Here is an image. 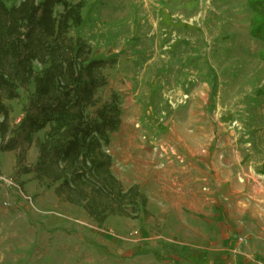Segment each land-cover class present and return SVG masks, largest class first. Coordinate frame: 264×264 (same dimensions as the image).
Returning a JSON list of instances; mask_svg holds the SVG:
<instances>
[{"label":"rangeland","instance_id":"obj_1","mask_svg":"<svg viewBox=\"0 0 264 264\" xmlns=\"http://www.w3.org/2000/svg\"><path fill=\"white\" fill-rule=\"evenodd\" d=\"M83 1L84 23L74 34L97 57L116 60L101 92L121 102L122 129L109 154L132 132V146L163 145L173 153L163 158L152 150L159 159L200 155L203 183L210 170L236 181L224 203L240 216L238 196L264 177L257 174L264 161V44L249 35V0ZM23 100L21 93L9 103L11 125ZM35 157L32 147L27 164ZM14 164L13 153H0V264H248L240 261L241 245L236 252L212 249L210 204L201 203L205 220L190 228L162 219L156 208L146 218L112 217L97 228L30 176L20 179L23 188L11 181Z\"/></svg>","mask_w":264,"mask_h":264},{"label":"trees","instance_id":"obj_2","mask_svg":"<svg viewBox=\"0 0 264 264\" xmlns=\"http://www.w3.org/2000/svg\"><path fill=\"white\" fill-rule=\"evenodd\" d=\"M247 6L249 35L264 44V0ZM84 9L83 0H0V153L14 154L15 184L23 188L20 179L30 176L40 191L102 228L112 217L149 213L141 188L124 186L112 172L108 148L121 127V102L101 92L116 60L97 57L74 34ZM21 93V116L11 125L9 103ZM32 147L36 157L27 164ZM257 174L264 175V161Z\"/></svg>","mask_w":264,"mask_h":264},{"label":"crops","instance_id":"obj_3","mask_svg":"<svg viewBox=\"0 0 264 264\" xmlns=\"http://www.w3.org/2000/svg\"><path fill=\"white\" fill-rule=\"evenodd\" d=\"M121 129L122 124L119 131ZM133 136L132 132L126 135L124 146L111 156L112 172L124 186L137 184L141 188L147 197L148 212L150 208H156L162 219L176 220L178 227L190 228L205 220L203 214L197 212L201 203L210 204L215 216L214 221L209 222V229L215 227V233L211 230L215 237L212 249L221 246L222 250L236 252L241 245V262L264 264V177H258L247 192L238 196L242 210L240 216H236L225 210L224 203L236 181L218 180L215 171L210 170L209 181L203 183L200 155H193L192 160L181 156L182 162L159 159L148 147L132 146L127 140H132ZM219 186L225 190L221 195ZM231 219L241 226L230 225ZM219 237L223 238L222 243H219ZM233 257L229 256L224 263Z\"/></svg>","mask_w":264,"mask_h":264},{"label":"built area","instance_id":"obj_4","mask_svg":"<svg viewBox=\"0 0 264 264\" xmlns=\"http://www.w3.org/2000/svg\"><path fill=\"white\" fill-rule=\"evenodd\" d=\"M153 150V153L155 154V153H158L161 157L163 156V158L165 157V158H168V157H170V156H172L173 155V153L172 152H169L168 150H167V148H165L163 145H159V146H156L155 148H153L152 149ZM2 179H1V177H0V181H1ZM2 181H4V180H2ZM12 181V180H11ZM4 182H6V181H4ZM12 183V182H11Z\"/></svg>","mask_w":264,"mask_h":264}]
</instances>
